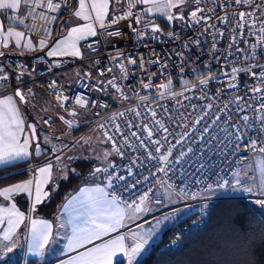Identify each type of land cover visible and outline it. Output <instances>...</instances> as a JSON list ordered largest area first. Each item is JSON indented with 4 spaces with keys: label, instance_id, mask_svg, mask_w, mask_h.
I'll return each mask as SVG.
<instances>
[{
    "label": "built area",
    "instance_id": "obj_1",
    "mask_svg": "<svg viewBox=\"0 0 264 264\" xmlns=\"http://www.w3.org/2000/svg\"><path fill=\"white\" fill-rule=\"evenodd\" d=\"M259 2L260 0H255V3ZM67 3L71 6V0H67ZM114 7L116 15H123L127 11V0H121V3ZM199 8L204 11L198 12V17H210L206 22L204 20H201L200 23L195 22L190 14L192 11H196L197 5L189 2L183 13L185 19H174L166 29L162 27L156 16L143 12L142 4L136 5L132 9L133 17L120 20L117 24H110V14L106 19V30L120 31L122 35L109 37L104 34L105 30L98 26L95 38L81 42L85 55L79 60L69 56L47 57L42 53L33 54L28 63L9 54L0 57V69H2L0 76L8 77L6 81L0 80V95L4 93L14 95L15 90L20 88L29 101L27 104L42 113V122L43 119L51 118L50 124L46 126L58 123L70 129L59 119L60 116H64L68 120L75 119L79 126L71 129H78L84 123L93 120L92 118L88 119V116L91 115L98 117L100 123H107V127L112 128L114 132L110 118L117 112H124L123 117H116V123H119L125 130V134H128L129 131L126 127L128 121L133 124L142 121L153 128L152 139L161 140L160 152L156 153V146H153L147 139L144 142L148 151L153 152L155 157L167 154L169 148L175 145L172 148V155L169 156L168 163L165 165L159 159H148L147 152L139 147V141L129 135L132 148H123L124 157L118 156V159L113 162L117 167L110 169V171L126 177L124 181H114L111 187L106 186V191L115 194L122 204L124 202L131 203L134 199L139 203V196L145 192L150 195L158 186L172 185L171 190L179 196L180 204L185 208L184 214L167 228L168 233L165 238L158 234L148 240L141 252L143 254L157 244L161 248H176L183 237L191 236L200 230L205 225L215 203L221 198L229 197L222 195V190L226 186L214 188L211 191H207L206 186L223 180L230 181L232 174L240 164H250L252 155L258 153L244 150L247 137L240 142V147L237 148L235 134L237 129L242 132L247 131L243 128V122L240 120L243 115L249 117L257 115L252 109H248L247 105L250 103L253 108H257L258 101L253 93L247 91L245 86L253 83L259 86V82L252 79L250 72L241 71L236 74L237 80L231 81L238 84L239 88L230 89L227 85L230 82L233 67L260 71V68L255 66H264V54H262L264 49L258 47L253 50L252 44L264 45V40H261L256 29H253L256 34L251 35L248 30H241L236 26L239 17L232 14L238 11H248L250 10L248 6L236 5L234 0H201ZM12 15L15 13L10 10L4 12L5 25H13L9 20ZM57 15L59 17V14ZM136 15L141 17L139 24L135 21ZM257 15H259L258 12ZM225 16L228 17L226 22L218 19V17ZM57 20L48 25L51 33ZM26 23L33 24L31 20ZM243 23L247 25L252 21L245 17ZM42 24L43 21L37 19L34 26L23 28V30L27 35L37 39H48L51 35L43 30ZM129 24L132 25V28L138 29L141 35L138 36L133 32L132 28L128 27ZM152 24L159 25L161 31L152 33ZM169 32L173 33L171 37L168 35ZM233 35L236 37L235 42L232 39ZM153 36L156 38L153 39ZM213 44H215V48H213ZM120 54H123L120 61L111 59V57ZM125 57H131L137 63L128 64ZM141 57H143L144 70L141 69ZM153 61L158 62L153 63ZM119 62L125 65L126 73L122 74L119 67L116 66ZM107 68H112V71L107 72ZM101 70H105L104 75H100ZM224 73H228V75L226 76ZM213 76L216 79H209L207 85L199 84L200 79ZM150 77L151 87L143 89L141 81L147 83ZM113 78L123 90V94L128 97L127 100H123L121 93L110 86L107 91L94 90L93 85H97L98 81H103L106 84ZM168 78L173 81L171 90L177 93L183 92V96H170L167 90L158 87L159 84L166 83ZM53 81L56 82L55 86L49 87ZM184 81L188 83L185 84ZM39 87L46 90L52 103L53 112L42 109L36 103ZM28 89H32L31 96L28 95ZM218 89L220 90L219 94L217 93ZM160 92H164L163 99L160 98ZM59 93L70 98L64 107H61L56 99ZM78 95L89 100L87 109L74 104L75 97ZM259 95L256 94V96ZM138 96H147L149 99L141 101ZM235 96L244 97L240 103L245 111H237L236 104L230 103ZM93 100L96 101V106H92L91 101ZM209 103L213 105L210 110L205 107ZM100 104H106L107 107L101 108ZM225 104L228 105L227 108H224ZM73 108L77 112L75 118L68 115V111ZM131 108H136L140 112V116L137 117L134 112L128 111ZM164 108H167L168 112H165ZM149 109L157 113L156 119L168 128V133L163 130L157 131L159 126L152 121ZM220 109L224 110L220 111ZM204 111H207L208 115L200 124H194L193 122L203 115ZM181 113L184 114V117L178 118ZM169 115L172 119H169ZM216 115H220L221 119L213 125L211 122ZM205 125L209 126V131L201 140V131ZM231 125H235V127ZM224 129H227V132ZM131 131H138L142 138L146 136L136 128ZM185 132L187 136L181 139ZM249 135L255 136V132H251ZM165 136L167 139H162ZM116 139L118 143L122 142V137L119 134ZM177 140H180V143L177 144ZM259 146L258 144L257 147ZM189 148L192 149L191 152L188 151ZM181 152L185 153L183 157H180ZM133 160H135L134 164ZM128 167L132 169L131 176L128 175ZM162 167L166 168V173L158 171ZM35 168V165L31 163L30 169L34 170ZM31 175L33 176V171H31ZM100 176L107 185L106 176L103 173ZM253 177H256V174L251 170L247 174V178L252 181ZM133 184L135 187H132ZM149 189H151L150 192ZM194 193L197 194L195 197ZM240 198L247 201L264 197L259 196L257 188L254 193Z\"/></svg>",
    "mask_w": 264,
    "mask_h": 264
},
{
    "label": "snow or ice",
    "instance_id": "obj_2",
    "mask_svg": "<svg viewBox=\"0 0 264 264\" xmlns=\"http://www.w3.org/2000/svg\"><path fill=\"white\" fill-rule=\"evenodd\" d=\"M192 2L197 5L196 11L191 12V17L195 20L196 23H200L201 20L205 22L210 17L197 16L198 12H203L204 10L199 8L201 0H127V11L123 15L115 14L114 5L121 3V0H76L75 11L71 13L77 20L83 21L84 23L77 24L68 29L67 34L61 39H58L53 47L47 52L49 57L55 56H72L80 57V41L86 39L87 37L97 36V25L100 29L105 30V35L111 36H121L120 31H107L106 19L111 14L110 24H117L120 20L128 19L133 17L134 13L132 9L136 5H150L146 9V13H158L161 17H165L168 21H173L174 19L184 20L185 16L183 14L174 16L172 9H177L182 11V6L187 3ZM236 5H245L248 6L250 10L248 11H238L234 12L233 16H238L239 20L237 21V28L241 30H248L249 34L255 35L256 32L253 29H256L259 33L261 40H264V0H260L259 3H255V0H234ZM70 7L67 3V0H0V10H10L15 15L9 17V20L12 24L22 26L27 29L31 26H34L35 21L40 19L43 21L41 27L44 31L48 32L51 35V30L48 25L54 23L58 15L62 12L63 9ZM23 8L25 10L22 13L20 10ZM111 9V13H110ZM254 9V10H251ZM257 12L259 15H257ZM26 13V14H25ZM245 17L251 19V24L243 23ZM135 21L137 24L141 23V17L136 15ZM222 22H226L228 17L223 18L218 17ZM31 20L32 25L26 23V21ZM258 26V28H257ZM129 28H132V25H128ZM147 27V25H145ZM211 27V26H210ZM132 31L137 33L138 36L141 35L138 29L132 28ZM152 33H159L161 31L159 25L152 24L151 27ZM207 31V29H205ZM235 31V30H233ZM243 35V32L241 33ZM168 35L171 37L173 33L169 32ZM222 36L223 33L221 32ZM156 36H153L155 39ZM233 42H235V35L232 37ZM41 48L46 47V41L41 39L39 42ZM199 43V41H196ZM247 43V41H245ZM14 44L16 48H22L24 50H32L34 45L32 39L26 35L24 30H17L16 26H11L5 28V25L0 21V48L8 49L10 45ZM91 47V45H89ZM231 48L232 45L230 44ZM258 47L264 49V45H257L256 43L252 44V49L255 50ZM215 48V44H213ZM264 54V52H262ZM5 52L0 51V57L4 56ZM123 54L118 56H113L111 59L113 61H120ZM128 61V64H136L137 61L131 57H125ZM141 59V69L144 70L143 57ZM158 61H153V63ZM121 73H126V67L122 62H119L117 65ZM255 67L260 68L259 72L252 71L249 68L238 69L233 67L231 69L230 82L227 87L230 89H238L239 85L232 83L231 81L237 80L238 72H250L251 77L254 81L259 82V86L256 83L251 85H246L247 91L253 93L255 99L258 101V107L253 108L252 104H248V109H252L257 113L254 117H249L248 115H243L240 120L243 122V128L247 131H241L237 129L235 134L236 147H240V142L247 137V143L245 144V151L258 152L264 154V66L256 65ZM2 71V69H0ZM107 72H111L112 68H107ZM105 70L100 71V75H104ZM90 75V74H86ZM228 75V73H224ZM19 79V77H17ZM8 77L0 76V80L6 81ZM209 79H216L215 76L209 77L206 79H200V85H207ZM55 81L49 87L55 86ZM172 79L168 78L166 83H161L158 85L160 89L167 90L170 96H183V92H174L171 90ZM187 84V81H184ZM143 89H149L151 87V77L147 83L141 81ZM100 85H104L101 87ZM108 86L112 89H115L117 92L121 93V98L127 100L128 97L123 94V90L115 82V78L110 79L105 84L103 81H98L97 85H93L94 90L96 91H107ZM195 87V85H193ZM220 90H217L219 94ZM256 94H260L256 96ZM28 95H32V89H28ZM160 98H164V92H160ZM57 101L60 103L61 107H64L65 103L69 101V96L59 93L56 96ZM138 99L141 101H146L149 98L147 96L140 97ZM155 99V98H153ZM244 100V97L235 96L230 103L236 104L237 111H245V108L242 106L240 101ZM19 101V103H18ZM29 101L26 98L25 93L17 88L14 92V95H4L0 98V165H9L14 162L24 161L29 159L33 155V152L30 151V148L33 146V141L38 140L37 125L26 123L23 112L21 111L20 104H27ZM92 106H96V101H91ZM179 103V101H178ZM74 104L78 105L80 108L87 109L89 107V100L85 99L83 96H76ZM99 107L105 108L106 104H100ZM161 107H163L161 105ZM207 109H212L213 105L211 103L205 106ZM228 105L225 104L224 108H227ZM224 109H220L223 111ZM67 111V109H66ZM128 111L134 112L137 117L140 116V112L136 108L128 109ZM165 112H168L167 108H164ZM150 116L152 121L159 126L157 131L163 130V132L168 133L169 130L165 125L158 119H156L157 113L154 110L149 109ZM68 115L72 117L77 116L75 108L71 111H68ZM99 115V113H97ZM124 112H117L111 118L110 122L114 128L107 127V123H99L98 127L103 130V140H100V143H110L111 149L104 150L102 153V159L98 155L97 159L101 160V163L105 164L104 167H95L92 176L103 173L106 176L108 181L107 186L111 187L114 181H124L126 177L120 175L110 169H115L117 166L109 160V157L113 155L124 157L125 153L123 148L129 147L132 148V144L129 141V135L134 137L139 141V147L143 148L147 152L148 159H159L167 165L169 156L172 155V148L175 145H172V148H169L167 154L160 155L155 157L153 152L148 151L147 145H145V139H147L155 147V152H160L161 140L152 139L154 136L153 128L149 127V124H145L142 121L140 123L133 124L131 121L126 123V127L129 130L128 134H125V130L121 128L119 123H116V117H123ZM208 115L207 111H204L203 115L199 116L193 123L200 124L205 116ZM184 114L181 113L180 117L183 118ZM59 119L63 121L68 128L78 127V123L75 119L68 120L64 116H60ZM169 119H172L169 115ZM221 119L220 115H216L212 120V124L215 125L217 121ZM231 119V117H229ZM51 118L43 119L44 125L50 124ZM173 122H175L173 120ZM255 125V126H254ZM235 127V125H231ZM136 128L141 133L146 134L142 138L138 131H131V129ZM209 131V126L205 125L201 131L200 139L203 140L205 134ZM227 132V129H224ZM255 132V136L249 135V133ZM112 133V134H110ZM119 134L122 137V142L117 141L116 136ZM187 136V133H183L181 139ZM57 141L60 140V137H55ZM162 139H167V136L162 137ZM44 141L46 144H51V159L47 160L43 166L35 168L33 171V176L30 179L11 184L10 186L0 188V197L3 198L7 204H0V241L2 242H12L11 245L6 243H0V248H6L7 251L11 252L12 247L15 245L13 237L17 233V230L24 225L28 230L29 238V251L34 255H41L45 246L49 243L52 238L53 224L45 219H33L31 216L26 217L25 212L21 211L15 202V198L20 194H26L27 197L32 201L30 204V211L35 212L37 206L42 203L46 198H50L51 192L45 191V185H48L53 178V171L56 167V164L53 161L61 162L62 157L66 150L70 147L75 148L79 146L83 148L84 145L91 144L90 137H80L74 144H63L62 146L59 143H53L49 137L45 136ZM83 141V143H81ZM180 143V140H177V144ZM258 144L260 145L259 147ZM135 150V149H133ZM189 152L192 151L191 148L188 149ZM34 152L36 156L42 154L41 145L39 142L35 143ZM185 153L181 152L180 157H183ZM68 160L74 159V157H67ZM135 163V160L132 161ZM66 167V166H65ZM249 169L255 171L259 174V182L257 185V178L253 177L252 183L250 185H242V181L236 177L239 176V173L234 174L235 185L241 186L242 190L248 193H254L258 188V194L261 197H264V155H257L253 158L252 162L248 165ZM75 172L74 169H72ZM158 171L165 172L166 168H159ZM128 175H132L131 167L127 168ZM64 179H67V174L64 175ZM147 179V177H145ZM229 180H223L222 182H217L215 184H208L206 186L207 191H211L214 188H224L229 185ZM135 187V184L132 185ZM168 188L171 189L172 185H168ZM151 189H149V192ZM197 194H193L195 197ZM139 203L134 199L131 203L124 202L125 206H121V201L115 194H110L105 190V187L96 185L95 187H83L79 190L77 195H74L68 202L64 205L65 211L69 212V219L66 222L60 223L59 227H71V236L68 237V249L75 250L79 248H85L86 245L93 244L94 241L100 240L102 237L109 235L112 232H116L119 228L125 225L127 220H134L137 213L150 211L148 204L150 203L149 193L145 192L139 196ZM255 204L264 208V198L256 199ZM207 207V205H205ZM27 221V223H26ZM6 225V226H5ZM125 235L121 234L116 236L113 239H109L106 242L97 244L91 248H86L85 251L78 252L74 257H70L66 264H113V258H118L117 254H123L127 257L128 264H133V261L136 257L142 252L145 244L148 242V238L145 235H140L132 233V239L134 243L132 245H126Z\"/></svg>",
    "mask_w": 264,
    "mask_h": 264
},
{
    "label": "crops",
    "instance_id": "obj_3",
    "mask_svg": "<svg viewBox=\"0 0 264 264\" xmlns=\"http://www.w3.org/2000/svg\"><path fill=\"white\" fill-rule=\"evenodd\" d=\"M75 6H76V0H71V6L66 10H62V12L59 14L57 23L51 33V36L48 39H44L46 41V45H47L46 47L41 48L39 46L38 42L41 39H37L35 37L29 36L26 34L33 41L34 47L32 50H24L22 48H16L14 44H12L10 45L8 49L0 48V51H4L5 54H9L17 58L31 56L36 53H42L45 56L49 57L47 55V52L53 47V45L58 39H61L63 36L67 34V31L70 27L76 26L77 24L84 23L83 21L77 20L74 16L71 15V13L75 11ZM5 11L6 10H0V21H2L3 23H4L3 15ZM20 11L22 13L25 12L23 8H21ZM11 26H16L17 30H23L22 26H18L14 24L8 25V26L5 25V28L11 27ZM96 27H98V25ZM95 37L90 36V37H87L86 39H93ZM82 41H80V44H79L82 55L80 57H72V56H69V57L79 60L85 55V51L81 47ZM4 95H12V94L4 93L0 95V98L3 97ZM36 103L39 106L43 107V109L45 110H49V111L52 110V107H50L52 106L51 100L48 94L46 93V90L43 89L42 87H39L37 90ZM20 108H21V111L23 112V107L21 106V104H20ZM27 109L34 117L37 116L36 115L37 110H35L37 108H33L29 104H27ZM26 123H31V122L27 121L26 119ZM40 127L42 126L40 125ZM30 151L34 152V145L30 148ZM49 154L50 153H47V155ZM35 157L37 156L34 153L31 157H29V159L24 160V161H27L26 168L29 170V177L27 179L32 178L31 171H30L31 163H33L36 168L39 166H43V165H38L35 163ZM18 162H21V161H18ZM3 166L5 165H0V167H3ZM79 169L82 170L81 168ZM56 171H58V168H56L55 172ZM61 171L62 169L59 170V172ZM70 172L71 171L69 169H66L65 172L62 173L61 175L58 174L57 177L55 175V178H53L52 181L48 185H45V191L51 192V195L54 192L58 191L59 181L63 179L65 174L68 175ZM92 172H93V169L91 170V168L81 171L79 175L77 174L79 180L76 183L72 184V186L68 190L62 193L59 196V198L56 200V203L54 205L52 206L47 205L46 202L49 198H46L42 201L40 205L37 206V210L35 212L30 211V204L32 203V201L27 197L26 194H20L19 196H17L15 198V202L17 203L20 210L25 212L26 217L31 216V218L33 219H45L53 224L52 238L50 239L49 243L45 246L41 255H34L32 254V252L29 251L28 230L27 228L24 227V225H21V227L17 230V233L13 237V240L15 241V245L12 247V251L9 252L7 251L6 248H0V264H66L69 258L76 256L78 252L85 251L86 248H91L97 244L106 242L109 239H113L116 236L121 235V234H124L126 237L125 238L126 245H132L134 241L132 239L131 231H136V232L138 231V234L145 235L148 238V240H150L154 236L158 234H162V232L165 229H167L176 219H178L184 214L182 213L181 215L180 214L174 215L172 219H170L169 222H167L166 224L156 229H152V228L148 229L149 227H147L146 225L143 226V228L138 229L137 228L138 226L145 224L146 222L145 219L152 216L149 214L150 211L138 213V215H136V218L134 220L126 219L125 225L119 228L116 232H112L109 235L102 237L100 240L94 241L93 244L86 245L85 248L69 250L67 245H68V237L71 236V227L70 226H66V227L58 226L60 223L66 222L70 218L69 212L71 211V209H69L68 211H65L64 205L74 195H77L79 193V190L83 187H95L96 185H100L101 187H105V190H106V186H107L106 182H104L101 179L100 174H97L96 176H92L91 175ZM18 182H21V181H18ZM18 182H15V183H18ZM52 183H53V189H51ZM10 185L11 184L3 186V187H7ZM153 196L154 195L151 193L149 195V198H152ZM154 200L160 201L161 199L160 197H155ZM7 203L8 202H5L3 198L0 197V204H7ZM121 206H125V205L121 203ZM173 207L174 208H181V207L184 208L180 204V202ZM0 243H6L9 245L12 244V242H2V241H0ZM117 255H118V258L116 257L113 258V264H115L118 261H123V264H128V260L126 256H124L123 254H117ZM142 256H143V253H140L136 257V259L133 261V264H136L142 258Z\"/></svg>",
    "mask_w": 264,
    "mask_h": 264
},
{
    "label": "trees",
    "instance_id": "obj_4",
    "mask_svg": "<svg viewBox=\"0 0 264 264\" xmlns=\"http://www.w3.org/2000/svg\"><path fill=\"white\" fill-rule=\"evenodd\" d=\"M158 20L163 28L169 27L166 20ZM31 56L19 59L28 63ZM21 106L27 121L37 125L38 133V119L29 112L27 104ZM37 141L33 142L34 146ZM26 165L27 161H21L0 167V188L27 179ZM71 172L67 179L59 181L58 191L50 196L47 205H54L59 196L79 180L78 175ZM167 233L165 229L162 237ZM115 264H123V261ZM136 264H264V214L244 199L221 198L200 230L183 237L176 248L152 246Z\"/></svg>",
    "mask_w": 264,
    "mask_h": 264
},
{
    "label": "rangeland",
    "instance_id": "obj_5",
    "mask_svg": "<svg viewBox=\"0 0 264 264\" xmlns=\"http://www.w3.org/2000/svg\"><path fill=\"white\" fill-rule=\"evenodd\" d=\"M188 6V3L184 6H182V11H178L177 9H172V13L174 16L180 15L184 13L185 8ZM150 7V5H144L143 6V12L146 13V9ZM148 15L157 16L159 18H162L166 20V22L171 23L172 21H168L165 17H161L158 13H147ZM2 98V97H1ZM41 107V106H40ZM52 107V106H50ZM43 109V107H41ZM49 108V107H48ZM36 111V117L42 126L38 130L39 134V140L37 142L41 145V151L42 154L40 156L35 157V163L38 165H44L45 162L49 159H51V155H47V153H51V144H46L44 141V137H49L50 140H52L53 143H59L61 146L63 144H74L77 140L80 139V137H90L91 138V144L90 145H84L83 148H80L79 146L72 148L70 147L68 150L65 151L64 156L62 157L61 162L53 161L54 164H56V167L53 171V178H55V175H61L65 172L66 169H69L72 171V169L75 170V174H80L81 171H84L88 168H91V170L95 167H104L105 164L101 163L100 159H97V156L99 155L102 159V153L104 150H110L111 145L107 142L100 143V140H103V131L98 127V124L100 123V120H98V117L95 116H88L89 118H92L93 120L88 123H84L80 128L78 129H67L63 127L61 124L55 123L51 126H46L43 124L41 120L42 113L38 111V109H35ZM52 112L54 110H51ZM86 121V120H84ZM39 125V126H40ZM39 128V127H38ZM55 137H60V140L57 141ZM34 142V141H33ZM36 142V143H37ZM83 143V141H81ZM35 152H33L34 154ZM257 155H264L260 153H254L252 155V160ZM72 156L74 159L68 160L67 157ZM118 159V156L113 155L112 157H109V160L111 162H115ZM77 164L79 166H77ZM249 163H242L238 167V169L232 174L230 178V184L227 185L222 190V195L229 196V197H235L240 198L241 196L249 195L250 193L245 192L242 190L241 186L235 185V179L234 174L239 173V176L236 177L242 181V185H250L252 183L251 180L247 178V174L251 171L248 167ZM66 166V167H65ZM77 166V167H76ZM56 168H58V171L55 172ZM79 168H82L80 170ZM62 169L61 172L59 170ZM73 172V171H72ZM71 172V173H72ZM255 172V171H254ZM57 173V174H56ZM256 178H257V184L259 182V174L255 172ZM52 178V179H53ZM51 189H53V183L51 185ZM152 194L154 195L152 198H150V203L148 204V207L150 208L149 214L152 215L145 219V224H142L141 226H138L137 228H143V226L149 227L148 229H156L160 226L166 224L167 222L172 219L174 215L182 214L185 211V208H174L173 206L177 205L180 202L179 196L174 193L171 189H169L167 186H158L156 189L152 191ZM155 197H160V201H155ZM154 200V201H153ZM246 201V200H245ZM255 200H247L248 204L253 205L257 210H259L261 213L264 214V208L260 207L259 205L255 204ZM138 215V213L136 214ZM132 233L138 234V231H131Z\"/></svg>",
    "mask_w": 264,
    "mask_h": 264
}]
</instances>
